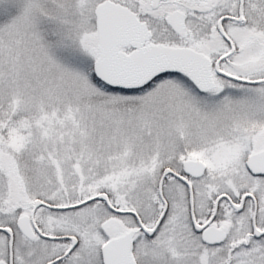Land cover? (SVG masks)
Segmentation results:
<instances>
[{
    "label": "snow or ice",
    "instance_id": "snow-or-ice-1",
    "mask_svg": "<svg viewBox=\"0 0 264 264\" xmlns=\"http://www.w3.org/2000/svg\"><path fill=\"white\" fill-rule=\"evenodd\" d=\"M0 264H264V0H0Z\"/></svg>",
    "mask_w": 264,
    "mask_h": 264
}]
</instances>
